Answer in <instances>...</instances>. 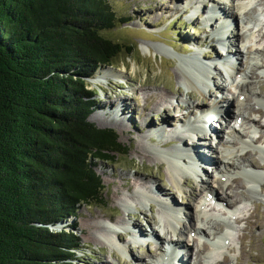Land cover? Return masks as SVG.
<instances>
[{"label": "rangeland", "instance_id": "rangeland-1", "mask_svg": "<svg viewBox=\"0 0 264 264\" xmlns=\"http://www.w3.org/2000/svg\"><path fill=\"white\" fill-rule=\"evenodd\" d=\"M108 1L117 19H123L124 24H119L117 28L105 32L104 36L120 44L123 51L115 59L113 67L100 68L95 72L94 77L87 81L91 86L90 89H96V95L92 99L95 105L86 121L96 128L115 131L118 142L127 153L116 155L113 163H96L95 172L101 178L104 188L101 204L80 206L75 217L51 225L50 231L60 232L65 229L79 240L81 252H77L73 264H156L161 257L160 253L165 251V247L169 245L175 249L177 243L178 245L181 243L179 255L183 257L186 264H192L193 261H199L198 264H264V184L259 188L260 190H257V196L252 198L246 194V187L243 184L248 177H244L241 171L236 169H224V164L220 165L219 169L214 164H209L198 173L179 174L177 182L168 171L170 161L168 153H171L179 144H185L191 153H194L191 149L192 145L199 149H206L207 154L209 153L208 157L217 162L215 147L218 153L222 151V143L227 142L225 131L231 128L232 136H226L233 141L228 145L230 152L239 150L240 135L242 138H253V145L248 148L252 151L248 150L251 157L247 158L246 162L260 168L264 175V155L258 151L259 148L264 147L263 132L261 133L256 127L255 130H251L249 127L252 124H244L246 120L243 122L240 119L242 125L237 126L233 117H226L223 114L221 115L223 119L218 115L210 121L216 130L214 137L216 136L217 140L215 141L205 131L206 134L201 132L197 135H203L199 140L195 137L191 140L188 134L176 130L167 133L164 129L159 131L160 134H156L159 136L151 137L149 129L145 128L160 126L168 116L161 112L160 107L152 111L151 103L148 101L149 96L162 92L169 97L163 105H171L167 112L171 123L179 120V116L186 113L185 119L195 122L200 119L199 113L203 112L204 108L206 110L214 100H219L223 109L228 108V105L231 106L235 113L240 111L241 115L255 120L259 124L258 127L264 130V119L255 113L259 110L264 112V106L256 97L259 96L264 101V76L262 75L264 0H245L249 3L247 14L235 15L237 24L234 26L232 24L236 22H231L230 30L227 27L224 35H218V37V29L224 19L217 10L213 15L214 8L218 6L223 8L225 2L229 5L231 2L230 6L226 3V7L234 13L232 0ZM194 3L198 7L195 14L200 15L197 17L199 20L189 17L193 13L192 9L187 10V7ZM253 13L254 15L261 13V22L258 25L252 24L255 28L250 30L252 36L250 44L259 50L249 57L248 55L243 57L242 54L247 51L242 49L244 46L242 23L247 21ZM217 38L219 41H223V38L225 40L221 44L223 51L219 49ZM128 46L134 48V52L130 55L126 54ZM240 50L243 51L240 52ZM235 51L240 52L236 55L237 57H231L229 61L224 60L226 53L232 54ZM194 56L202 67V64L206 63L214 65L219 71L225 70L220 71L221 76L218 73L214 75V72L210 70L211 81L204 92V97L199 94L200 91H194L187 85L182 77L185 71L179 59L184 61ZM222 61L234 67L239 65L238 68L243 65L244 74L232 72L228 76L226 71L230 70V66L220 67ZM242 62L243 64H240ZM193 64L194 62L191 63ZM108 71L118 72L123 76L120 79L105 76ZM186 75L189 79L192 78L189 72ZM212 82L220 85V88H213ZM242 85L249 89L239 91ZM191 93L198 96L191 98ZM117 103L129 106L127 116L131 119V123L130 119L129 123L125 122V115L116 119L113 115L114 109L109 113L110 118L117 122L119 127L100 126V128L93 122L94 116L109 112L108 109ZM193 106L197 111L189 114L188 111ZM145 113L146 117H143L142 114L145 115ZM105 117L109 120L107 116ZM227 118L233 120L229 122L233 124L228 128L225 127L228 125ZM218 121H225L226 124L222 127L218 125ZM232 126L239 130L237 132L239 135L233 132ZM164 152L167 157L165 159L160 156ZM243 158L246 159V157ZM232 161L237 169L238 167L240 170L244 169L239 165L242 163L239 157L234 155ZM220 174L225 177L223 181L234 185L232 181L235 180L239 184L237 189L230 187L227 189L228 193L233 194L228 198L225 195L226 189L221 191L220 188L215 187L213 191L222 203L232 204L238 201L237 209L231 213V216L229 214L225 216L216 211L212 204L210 208L207 201L200 199L206 182L208 181L210 186L215 185L216 181H220L217 180ZM200 180L203 182H199ZM124 181L126 183L137 181L139 185L136 188L132 187L131 191L120 188L121 190L116 194V187L112 182L118 185ZM147 195L149 198H146ZM163 202H169L172 208L179 210V215L177 214L179 222L171 221L172 224L168 222L163 214ZM199 206H203L202 213L199 211ZM98 214L101 217L95 219ZM150 218L154 221L149 222ZM208 221L215 222L218 230L207 229L205 223ZM228 222L231 228L226 226ZM132 225L137 226V233L132 229ZM192 226L198 227L203 234L192 232ZM173 229H177L178 233H174ZM137 234L141 237L138 238ZM221 236H223V247L215 244L212 247L215 239L220 240ZM185 240H189V243ZM184 248L189 250L191 255H188ZM210 248L212 250H209ZM203 250H205V257L200 254ZM207 253H210L212 258H206Z\"/></svg>", "mask_w": 264, "mask_h": 264}, {"label": "trees", "instance_id": "trees-1", "mask_svg": "<svg viewBox=\"0 0 264 264\" xmlns=\"http://www.w3.org/2000/svg\"><path fill=\"white\" fill-rule=\"evenodd\" d=\"M119 24L108 0H0V264H73L81 252L50 229L100 205L96 163L127 153L86 121L87 81L123 51L104 36Z\"/></svg>", "mask_w": 264, "mask_h": 264}, {"label": "bare ground", "instance_id": "bare-ground-1", "mask_svg": "<svg viewBox=\"0 0 264 264\" xmlns=\"http://www.w3.org/2000/svg\"><path fill=\"white\" fill-rule=\"evenodd\" d=\"M232 1H233L232 6H233V9L235 10L234 13L232 12V10H230L229 8L226 7V3H227V6L229 5L228 2H225L223 8H221V6H218V7L214 8L213 15H215V11L217 10L218 13L223 17L222 19H224V20L221 21V27H220V29H218L219 32L217 33V37H218V35L219 36L224 35V32L227 31V27L230 30L229 26L231 25V22H236V23L232 24L234 26L237 24V21H236L237 18L235 17V15L236 16H240V15H243V14L246 15L247 12H248V9H247L248 6H249L248 1H245V0L243 2H238L237 0H232ZM230 5H231V2H230ZM190 6H192V7H190ZM190 9H192L193 17H195V15H196L195 13H196V11H198L197 4L194 3V5H189L187 7V10H190ZM220 15H218L219 18H221ZM193 17H190V18L194 19ZM259 22H260V20L253 13V15H251V17L247 21L245 20L242 23L243 24L242 36H243V39H244V41L242 42L243 45H244V46H242V49H246V51H247V52L245 51L246 53L242 54L243 57L245 55L246 56L248 55L247 57H249V55H251L254 52L259 50L257 48H254L250 44L252 36H251V33H250L251 29H249L250 25H252V24L258 25ZM224 41H225L224 38H223V41H219L218 38H217V43L220 45L221 48H222L221 44ZM241 51H243V50H240V52ZM240 52L235 51L231 55V57L232 58L234 56L237 57L236 55L239 54ZM168 54L171 55L170 52H168ZM227 55L228 54H225L224 60L225 59L227 61L231 60L232 58L227 56ZM196 58L197 57L194 56L192 58H186L184 61L179 59V61H180V64L182 65V69L186 73L189 72L190 76L192 77L191 79H189L185 72L182 73V77H183L184 82H186L187 85L191 86L194 91H197V92L200 91L199 94L201 96H203L205 90L208 88L209 82L211 81V77H210V74H209L210 70H212L214 72L213 73L214 75H216L218 73V75H220V76H221L220 71H225V70H220L219 71L217 69V67H215L214 65H210V64H206V63H203L202 64L203 67H202L200 65V62ZM196 60H197V62H196ZM217 61H219V60H217ZM192 62H194L193 65H191ZM221 63L222 64H220V67L225 65L224 61H222ZM240 64H243V62L240 63ZM238 66L239 65H237V67L230 66V70L226 71L228 73V76L232 72H236V73H239V74L240 73L244 74V70H242V66L243 65H241V67H239V68H238ZM262 75L264 76V70H262ZM105 76H111L112 78L120 79V78H122L123 75L121 73H118V72L115 73L114 71H108ZM105 76H103V77H105ZM212 87L213 88H220V85L216 84L215 82H212ZM244 89H249V88H247V86H243V85L239 87V91H243ZM196 96H198V95H196L194 93H191V98H194ZM256 97L258 98V102L261 103L264 106V101H262L259 98V96H256ZM168 98L169 97L166 94L162 93V92H159V93H157L155 95H151V96L148 97V101H150L151 106H152L151 110L153 109L152 111H155L158 107H160L161 110H162L161 112L162 113L164 112V113H166V115H168V116H166L167 117L166 120L164 122H162L160 124V126H157V127H151L150 126L148 128L145 127L146 129H149V131H150L149 135H151V137L159 136V135H156V134H160L159 131L164 129V132L166 131L167 133H170L168 131H175V130L180 132V133H183V134H187L188 132H190V133H192V135H190L188 137L191 140H193L194 137H195L196 140H199L200 138H202L203 135L197 136V135H199L201 133V131H199V130L196 131V130H194L191 127V125H193L195 122H198V119L195 120V122H192L190 120H186L185 116L187 115V113L185 115L180 116L179 120L173 121L172 123L169 122V114L167 112H169L168 110H170L171 105L170 106H169V104L168 105H163V103H165ZM218 101L214 100L212 102L213 103L212 105L220 108L218 110V112H222V114L225 115L226 117H229V116L233 117L235 123L238 122V119L239 120L241 119L242 121L246 120L247 122L243 121L244 124L245 123L246 124L249 123L250 125L252 124V125H254V127H256L257 129L261 130L264 133V130L258 127L259 124H257V122H255V120H253V119H251L249 117L245 118L243 115H241L240 111H237L235 113V110H232L231 106H229V105H228V108L223 109V106H221L220 102H218ZM112 109H114L113 110V115L115 116L116 119H119L118 117H121L122 115H125V122L129 123V119L130 118L128 119L127 111L130 110V108H129V106H127L124 103H117L116 105H114V107H111V108L108 109L109 112H107V111H106V113L102 112L101 114H99L97 116H94L93 122L96 125H98L99 127L100 126H102V127H104V126H115V127H117L118 126L119 127L118 123L114 122L113 119L110 118L111 114H109V113L111 112ZM203 110L205 111V108ZM196 111H197L196 108L193 106L190 109V111H188V113L192 114V112H196ZM255 113H257L258 116L261 119H264V112L262 110H259V112H255ZM142 115H143V117H146V113H145V115L144 114H142ZM142 115H140V116H142ZM201 115H199V116L201 117ZM105 116H107L109 118V120ZM219 116H220L221 119H223L221 117V115H219ZM216 117H218V115ZM131 118H132V115H131ZM145 121H146V119H145ZM229 121L231 122L233 120L231 118H229ZM130 123H131V119H130ZM161 126H163V127H161ZM211 126L212 125L210 124L209 127L212 130V132H214L213 134H215L216 133L215 132L216 130H214L215 127L212 126L213 127V129H212ZM232 130H233L234 133H236L235 129L232 128ZM120 131H121V128H120ZM202 133H205V132H202ZM236 134L239 135V133H236ZM258 138H260V137H258ZM238 141H239V143H241V146L239 147V150L236 151V152H230L228 145L231 142H229V141L225 142V144L222 143L223 148L221 149L222 151H220L219 153H218L217 147H215V150H216V153H217V155H216L217 162L213 161V159H211V157H208L209 153L207 154V150L206 149H203V148L199 149V147H195L194 145H192L191 149L193 150L194 153H191V151L189 150V147L185 146V144L184 145L179 144V145L176 146L175 149L172 150L171 153H168V156L170 158V161L168 162V171H169L170 175L172 176V178L177 182V181H179V174L182 175L183 173H189V172L198 173L202 169H204L206 166H208L209 164L210 165L214 164L216 166V168L219 169V166L224 164V166H223L224 169H236L237 171H241V173H242V175L244 177H248V179L246 181H244V183H243L244 186L246 187V194H248V196L252 197V198L256 197L257 196V190H260L259 188L262 187V185L264 184V175H263L262 171H260V168H256L255 166L247 164V162H246L247 158L251 157V153L250 152H252V151H250L248 148L251 145H253V138L252 139H251V137L242 138L241 135H240ZM256 141H254V142L256 143ZM202 144H204V143H202ZM263 144H264V142H263ZM135 151H137V150H135ZM258 151L262 155H264V147L259 148ZM234 155H236V157H239L240 161H242V163H240L239 165L243 166L244 170H240L239 167H238V169L236 168V164L234 163V161H232V158H233ZM160 156L163 159L167 158V157H165L166 156L165 152L162 155H160ZM243 157H246V159L243 158ZM188 166L193 167V168H189ZM190 169H194L195 171L194 170H190ZM199 182H203V181L200 180ZM225 182L226 181H223V180L216 181L214 183L215 185L210 186L209 182L207 181L206 182V186L204 188V193L200 195V199L203 200V201H207V202L210 201V199H212L216 203H222L220 201V198L216 197L213 194V191L215 190V187L220 188L221 191L226 189L225 190V195H226L227 198L229 197V195H233V194L227 192V189H229V187L232 188V189H237L239 187V184L235 180L232 181V184H234V185H231V183L229 184V183H227V182L225 183ZM112 184L116 187V194H118V192L121 190L120 188H125L127 191H131L132 187L136 188L139 185L137 181L133 182V183H126L124 181V183H121V184H118V185L115 182H112ZM243 184H242V187H243ZM141 194L145 195L144 193H141ZM146 198H149V195H147ZM222 201H225V200H222ZM228 201L231 202V200H228ZM224 203H222V204L224 206H226L227 209L231 210L230 213L228 212L229 214H231L232 212H235V210L237 209V206L239 204L238 201H235L232 204H229V203H225L224 204ZM208 204H209V207H210L211 203H208ZM162 207H163V214L167 218L169 223H171V221H173V223L174 222H176V223L179 222L178 221V215H179L178 211L179 210L177 211L175 208H172V205L169 202H163L162 203ZM198 208H199L200 213H202L203 212V206H199ZM97 216L98 217H96L95 219H99L101 217L100 214H98ZM239 219H241V218H239ZM247 220H248V218H247ZM153 221H154L153 218L149 219V222H153ZM136 225H132V229H134V231H136V233H137V229L138 228H137ZM205 225L207 226V229H211L213 231H217L218 230V225H216L215 222H212V221L209 222L208 221V222L205 223ZM226 226L228 228H231V224H229V222H228V225L226 224ZM191 229H192V232H195L196 234H199V235L203 234V232L201 230H199L198 227L192 226ZM173 232L174 233H178L177 229H173ZM137 235H138V238L141 237V235H139V234H137ZM225 235H227V234H225ZM223 236H221V239L217 241V245L215 244L216 246H220L223 243L222 242L223 241ZM185 242L189 243V240H185ZM218 242H222V243L219 244ZM178 244L179 243H177V247H175V249L181 248V243H180V245H178ZM212 247H214V243H213ZM184 250L186 251V253L188 255L189 254L191 255L189 250H187L186 248H184ZM174 253H175V250H174ZM174 253L172 252V254H170V257H169L170 261L178 259L176 264H186V262L183 260V257H181V256L178 257L177 255L175 256ZM200 254L204 255L205 254V250L201 251ZM168 255L169 254L167 252H164V251L162 253H160L161 257L158 260L157 264H161V261L163 260L164 256H168ZM204 257H205V255H204ZM206 258H212V255L210 253H207ZM198 262L197 261H193L192 264H198Z\"/></svg>", "mask_w": 264, "mask_h": 264}, {"label": "water", "instance_id": "water-1", "mask_svg": "<svg viewBox=\"0 0 264 264\" xmlns=\"http://www.w3.org/2000/svg\"><path fill=\"white\" fill-rule=\"evenodd\" d=\"M52 228V227H51ZM55 230H56V228H55Z\"/></svg>", "mask_w": 264, "mask_h": 264}]
</instances>
